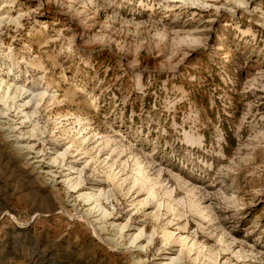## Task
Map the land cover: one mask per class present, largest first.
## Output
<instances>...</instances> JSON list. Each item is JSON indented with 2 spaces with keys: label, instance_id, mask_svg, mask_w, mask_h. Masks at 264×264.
<instances>
[{
  "label": "rangeland",
  "instance_id": "rangeland-1",
  "mask_svg": "<svg viewBox=\"0 0 264 264\" xmlns=\"http://www.w3.org/2000/svg\"><path fill=\"white\" fill-rule=\"evenodd\" d=\"M0 264H264V0H0Z\"/></svg>",
  "mask_w": 264,
  "mask_h": 264
},
{
  "label": "bare ground",
  "instance_id": "bare-ground-1",
  "mask_svg": "<svg viewBox=\"0 0 264 264\" xmlns=\"http://www.w3.org/2000/svg\"><path fill=\"white\" fill-rule=\"evenodd\" d=\"M38 90H39V88L37 87L33 91V93L35 91L37 92ZM43 93L42 92L35 93L32 97L38 98L39 96H43L44 95ZM91 200H92V197H84L83 198V201H85L89 205H93V203H91ZM96 207L97 206H93L92 208H89L87 211H84V212L80 211L78 209H77V211H78V214H80V217H82L85 220V222L87 221L89 223V225H91L92 229L98 234V236H101L103 234V231H106L108 229L106 224H107V217L110 214H108V211L105 210L104 207L101 206V204H99L100 209L98 211H96L97 210ZM100 210H102V211L100 213H98ZM101 238L108 240V241H112L113 243L118 242L117 239H113V238H109V239H107L105 237H101Z\"/></svg>",
  "mask_w": 264,
  "mask_h": 264
}]
</instances>
